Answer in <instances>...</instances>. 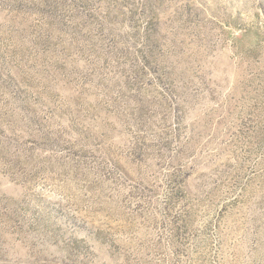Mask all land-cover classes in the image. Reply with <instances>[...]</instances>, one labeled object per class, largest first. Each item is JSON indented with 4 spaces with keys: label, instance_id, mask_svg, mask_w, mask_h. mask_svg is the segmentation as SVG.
<instances>
[{
    "label": "rangeland",
    "instance_id": "rangeland-1",
    "mask_svg": "<svg viewBox=\"0 0 264 264\" xmlns=\"http://www.w3.org/2000/svg\"><path fill=\"white\" fill-rule=\"evenodd\" d=\"M0 264H264V0H0Z\"/></svg>",
    "mask_w": 264,
    "mask_h": 264
}]
</instances>
